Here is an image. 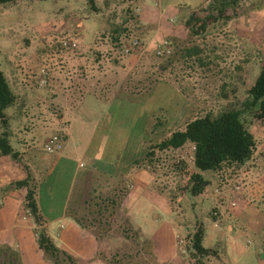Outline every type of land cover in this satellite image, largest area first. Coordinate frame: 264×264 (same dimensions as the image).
Here are the masks:
<instances>
[{"label":"rangeland","instance_id":"obj_1","mask_svg":"<svg viewBox=\"0 0 264 264\" xmlns=\"http://www.w3.org/2000/svg\"><path fill=\"white\" fill-rule=\"evenodd\" d=\"M220 1H224L230 10L237 9L238 13L230 21L212 24L204 36H193L188 31L181 36L168 34L172 53L159 56L168 68L164 73L165 79L159 82V90L154 97L146 98L149 93L147 87L141 89L142 100H133L126 108L127 114L133 115L131 124V118L125 120L129 125L127 133L130 140L124 152L121 149L117 153V160L126 162V155L136 151L138 156L135 158L139 159L145 151H138L143 148L141 143L147 134L142 129V115L150 107L151 111H155L156 106H163L165 110V107L170 108L176 99L173 92L176 86L195 104V117L206 113L215 117L225 110L228 103H234L237 97L245 95V87L258 75L264 58V0H94L95 7L89 0H13L0 3V70L15 95L14 103L4 108V114L10 144L20 155L24 151L23 162L29 158L35 162L34 157H54V153H47L43 145L45 139L57 130L51 125L50 116L52 106L60 104L66 107L67 116L73 118L69 128L71 136L62 146V153L74 162H82L85 165L82 170L90 169L100 145L99 132L106 130L105 125L115 119L125 124V114L120 116L118 107L122 103L119 101L109 105L82 89L83 96H79V66H91L86 59L93 60L97 53L115 55V59L124 55L120 53V44L115 37H119V41L137 38L138 29L144 36H165V30L159 28L161 24L185 29L183 22L193 9L210 2L218 6ZM214 55L222 59L212 62ZM156 114L161 113L156 110ZM242 119L258 140L257 129L264 128V122L252 120L251 110L244 112ZM96 120H100L97 128L94 127ZM114 131L112 127L106 130L108 136H113L112 132L116 135L117 130ZM110 147L106 145V152ZM170 157V153L163 152L150 162L153 166L150 169L155 168V179L148 190L154 194V201L139 194L140 183L137 181L129 190V193L138 195L130 222L135 227L138 224L147 226L150 222L156 228L161 226L155 240L167 243L173 235L175 248L185 251L190 247L189 233L198 225L208 227L215 221L212 218L214 209L221 212L216 223L223 226L226 220L222 210L225 204H231V199L220 200L224 187L219 172L212 169L199 170L209 182L202 192L192 194L185 188L188 178L173 172L176 164H172ZM181 159H186V166L194 169L190 152L186 151ZM39 165L43 174L44 165L42 162ZM121 179L125 183L129 180L128 176L118 177L115 185ZM105 182L102 177H88L85 187H82L85 193L81 192L79 198L86 197L90 189L96 195L114 187L113 184L106 188ZM246 183L252 190L247 200L264 219V161L255 162L252 181L248 179ZM37 184L40 187L39 179ZM80 184L74 187V195H77ZM54 186L58 189L55 201H60L65 190L61 183ZM70 204L75 205L73 197ZM84 211L81 209L80 213ZM229 237L226 234L221 241H209L213 245L211 249L223 253L220 255L226 264H229V256L224 245L231 240ZM107 239L104 237L103 240ZM107 242L110 249L120 246L116 240ZM205 242L202 240L204 245ZM243 244L248 252L238 264H264V252L259 251L254 235H249L247 241L244 239ZM260 255L261 258H257Z\"/></svg>","mask_w":264,"mask_h":264},{"label":"crops","instance_id":"obj_2","mask_svg":"<svg viewBox=\"0 0 264 264\" xmlns=\"http://www.w3.org/2000/svg\"><path fill=\"white\" fill-rule=\"evenodd\" d=\"M161 26L159 28L164 29L166 33L162 37L157 34H146L144 36L142 30L138 29L139 37H136L140 39V46L128 54L120 55L119 58L115 59V55H99L100 53H97L93 60L86 59L87 64L91 63V66L86 68H83L82 65L79 66V96H83V93L80 92L82 89L84 93H92L109 105L119 101L122 103L118 107L119 112H121L120 116L125 114L124 122L127 117L131 118V124L133 115L127 114L126 108L128 105L133 100H142L141 89L145 87L149 91L146 98L154 97L157 90H159L160 80L162 78L165 79L164 73L168 70L164 62L160 61L155 54V47L160 41L167 39L168 34L169 36H176L177 34L181 36L182 34L186 35L187 32L186 29L172 27L169 24H161ZM220 58L221 56L214 55L211 60L212 62L218 61ZM39 79L41 82L43 81L42 77ZM173 92L176 94V99L172 102L170 108L165 107V110L163 106H156L157 112L161 113L156 114V110L151 111L150 107L142 115V129L147 131V134L144 136L145 141L141 143L143 148L140 147L139 152L142 149L146 150L150 144L163 140L171 132L183 129L186 123L195 117L196 107L193 101L177 86ZM52 95L55 96V93H52ZM66 111V107L56 104L52 106L50 116L51 125L57 129L54 134H58L61 137L63 146L71 136L69 128L73 121V118L67 116ZM99 121H94V127L97 128L99 126ZM128 126L126 122L123 124L117 119L112 122L109 121L105 125L106 130L111 127L115 131L117 130L116 135L112 132L113 136H108L106 130L99 132V148H97L95 156L92 158L91 168L86 170L81 169L85 166L82 162H74L65 156L62 153L63 147L55 152L56 154L54 153V157L42 156L41 159L34 157L35 162L30 158L29 160L23 158L25 161L23 162L21 157H23L24 151H21L20 161L22 160L26 164L36 184L35 200L42 216L41 224L35 223L25 209V188H19L15 184V181L25 177V171L10 155L0 156V257L2 259H5L6 262L12 259L13 263L17 262L18 264H50L37 245V231L42 228L56 246L67 251L76 259L83 261L84 264L99 263L95 261L100 246L98 240L91 231L80 226L74 220V215L69 211L70 207L80 208L78 213L79 215L83 214L80 213V210L83 209L85 200L90 198L92 192L94 193V190L90 189L89 193H86V197L79 198L80 193L84 192L82 187H85L87 178L91 176L102 177L106 181V188H109L116 184L115 181L118 177L125 178L128 176L129 180L126 183L129 190L133 188L134 182L137 181L140 183L139 194L141 193L153 201L155 199L154 194L148 190L155 179L153 177L155 168L150 169L153 167L151 163L134 164L133 161L138 159L135 158L138 156L136 151L134 152L135 154L126 155V162L117 160L118 150L122 149L124 152L125 145L130 140V136L127 133ZM258 128V140L254 137L256 146L251 158L242 165L217 170L224 187L220 200L224 202L231 199V204H225L222 210L223 217L226 220L225 223L223 226L216 223V218L221 212L214 209L212 218L215 221L210 223L208 227L202 226L204 230L203 241H207L203 245L207 248H212L213 245L209 243L214 239L221 241L226 234L230 236L231 240L224 245L225 253L229 256V264H238L242 261V257L248 252L243 241L244 239L247 241L249 235L256 237L260 247L259 251L264 252V219L262 214L255 209L253 203L248 202L247 195L252 190L246 183L248 179L252 181V170L255 162L264 161V128ZM1 130L2 127L0 125V132ZM107 144L111 145V147L106 152ZM192 150L193 144L185 143L175 149L155 150L152 158L163 152L170 153L172 164L174 162L175 164L178 163V165H174L173 172L179 177L188 178V173L193 168L187 167L186 159L182 160L181 156L184 157L186 151L193 156ZM250 160H252V163H250ZM41 162L44 165L43 174L39 167ZM67 178L68 180L66 181ZM37 179L40 180V187H38ZM80 182L79 191L77 195H74V187ZM58 183H61L65 192L61 195L60 201H55L58 189L54 184ZM137 196L133 195L132 192H128L125 209L129 220L133 218L132 210L137 201ZM72 197L75 199L74 206L70 204ZM137 227L145 237L152 240L159 264H195V257L191 255L189 249L178 251L175 248L174 238L172 240L173 235H171V241L167 243L160 239V244V240H155L161 226L156 228L150 222L147 226L138 224ZM195 228L189 233V236L195 231ZM10 251L15 253L16 258H9L8 254ZM220 254L223 255L220 251L216 253V256L201 257L200 262L201 264H226ZM257 258L260 259L261 255Z\"/></svg>","mask_w":264,"mask_h":264},{"label":"trees","instance_id":"obj_3","mask_svg":"<svg viewBox=\"0 0 264 264\" xmlns=\"http://www.w3.org/2000/svg\"><path fill=\"white\" fill-rule=\"evenodd\" d=\"M9 1L13 0H0V3ZM89 2L95 7L94 0H89ZM217 5L210 2L204 7L193 9L188 14L183 25L189 34L204 36L212 24L218 21L228 22L238 13L237 9H228L224 1H220ZM118 38L115 37V40L121 44ZM14 101L15 95L0 70V125L2 127L0 156L10 155L25 171V177L15 181V184L19 188H25V209L35 223L41 224L42 216L35 200L34 178L26 164L20 161V153L11 146L9 141L4 108ZM247 110H251L252 120L264 122V58L260 62L258 75L250 85L245 87V95L237 97L234 103H228L225 110L215 117L206 113L192 118L183 129L175 130L158 143L150 144L141 157L133 163L140 165L148 162L150 164L155 150L179 148L189 142L193 144L194 169L188 174L185 188H188L192 194H198L209 182L199 170H220L225 167L239 166L251 158L256 140L242 119V115ZM117 183L118 185H114L106 193L95 195L92 192L90 198L85 200L83 214L79 215L80 208L77 210L72 207L69 209L70 213L74 215V220L80 226L91 231L98 240L100 246L96 262L100 264H159L152 240L145 237L138 227L132 225L126 215L128 185L122 179ZM203 234V227L198 225L188 238L191 255L195 257V264H201V257L216 256L217 253L215 249L203 245ZM104 237L108 238L107 241L116 240L120 246L110 249L107 246L108 242L103 240ZM37 245L50 264H84L83 261L56 246L42 228L37 231ZM8 256L16 258L13 251H10ZM1 263L18 264L13 263L12 259L6 262L0 257Z\"/></svg>","mask_w":264,"mask_h":264},{"label":"built area","instance_id":"obj_4","mask_svg":"<svg viewBox=\"0 0 264 264\" xmlns=\"http://www.w3.org/2000/svg\"><path fill=\"white\" fill-rule=\"evenodd\" d=\"M63 44L65 45L66 42H64ZM139 46H140V41L138 40V38L135 37L132 39L121 41L120 53L124 55L128 54L132 50L137 49ZM171 53H172V46L170 42L166 39L162 40L155 47V54L157 56H169L171 55ZM62 146H63V141L58 134H53L49 136L44 141V145H43L44 150L48 153H55L61 150Z\"/></svg>","mask_w":264,"mask_h":264}]
</instances>
